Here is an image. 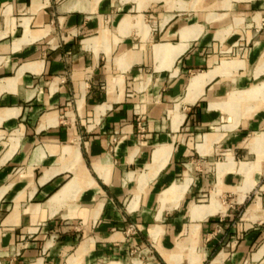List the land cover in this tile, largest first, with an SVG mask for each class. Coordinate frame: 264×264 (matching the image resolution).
<instances>
[{
	"label": "crops",
	"instance_id": "crops-1",
	"mask_svg": "<svg viewBox=\"0 0 264 264\" xmlns=\"http://www.w3.org/2000/svg\"><path fill=\"white\" fill-rule=\"evenodd\" d=\"M0 264H264V0H0Z\"/></svg>",
	"mask_w": 264,
	"mask_h": 264
},
{
	"label": "rangeland",
	"instance_id": "rangeland-1",
	"mask_svg": "<svg viewBox=\"0 0 264 264\" xmlns=\"http://www.w3.org/2000/svg\"><path fill=\"white\" fill-rule=\"evenodd\" d=\"M246 48L247 46L245 47H240V52L238 53L237 49L236 48H231V49H228V51L226 52V56L227 57H232V56H238V55H244L246 53ZM258 194H255L252 196L251 198V201L253 199L254 196H257ZM263 203V202H262ZM248 204H244L242 206H240L237 210H236V214H237V219H239L240 217H242L243 213L245 212L246 210V207H247Z\"/></svg>",
	"mask_w": 264,
	"mask_h": 264
}]
</instances>
